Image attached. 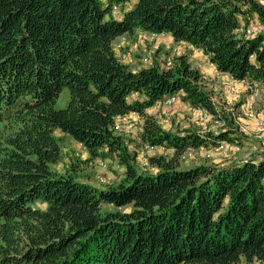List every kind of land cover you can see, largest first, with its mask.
Masks as SVG:
<instances>
[{"label":"trees","instance_id":"trees-1","mask_svg":"<svg viewBox=\"0 0 264 264\" xmlns=\"http://www.w3.org/2000/svg\"><path fill=\"white\" fill-rule=\"evenodd\" d=\"M253 16L264 24L257 0H0V264H264V155L180 166L188 148L237 144L232 130L165 129L147 108L174 95L231 119L185 55L133 69L112 46L136 29L165 33L263 87L264 33L236 31ZM129 112L143 116L145 144L173 150L150 158L153 171L113 128ZM56 129L89 157L115 158L123 176L97 187L55 170Z\"/></svg>","mask_w":264,"mask_h":264},{"label":"rangeland","instance_id":"rangeland-1","mask_svg":"<svg viewBox=\"0 0 264 264\" xmlns=\"http://www.w3.org/2000/svg\"><path fill=\"white\" fill-rule=\"evenodd\" d=\"M257 1L264 5V0ZM114 10L116 16L121 15L120 10ZM242 26H248L250 29H256L264 33V24L260 23L255 16L252 17L247 25ZM151 33L136 29L133 33H123L115 37L112 40V46L116 56L123 63H125L124 58H126L127 62L125 64H128L131 68L132 65L137 64L140 65V68L157 65L160 68L170 69L176 64L178 56L185 55L191 67L200 71L202 75L200 82L203 87L210 92V95L213 96L212 98L219 113L227 115L228 119H231V122L228 123L223 116H221L220 119H218L217 116L203 118L200 116V112H202L203 109L190 107L188 103L180 98H177L173 103L161 102V110L156 106V103L154 104L155 106L147 108L145 113H150V115L158 118V122H161L164 126L178 128L179 130L188 129L202 135L209 132L232 130V137H234L237 142V144H230L223 141L225 145L221 148H217L216 146L188 148L182 151L177 158L180 166L190 167L201 163L228 165L231 162L253 157L254 155H264V129L258 130L256 127V117L264 115V108L259 107L261 100L264 99V90L255 85V88L250 91L245 87L244 83H242L244 80H239V82H241L240 85H242L241 89L244 90L240 91L233 85V81L238 80H235L226 73L231 79V83L227 85L228 93L231 95H229V97H220V88L218 86L221 82L203 74L200 70L201 64L198 66L194 60H189L188 56H192L193 54L191 49L188 51L187 47H183L182 44L173 38H165V35H167L165 33H155L153 38L151 37ZM209 63L211 62L204 55L202 59V68L208 70ZM211 64L214 65L213 63ZM230 85L234 87L233 90L229 88ZM245 93H254L257 95V99L252 100L244 111L240 108L236 110L238 106L240 107L242 99L245 100L246 97L243 96ZM67 98L68 92L67 90H63L56 99L55 106L58 108L64 107ZM142 123V115L129 112L124 115L116 116L113 128L116 133L122 136L128 151L136 155L135 163L138 168L140 170L153 171L155 165H153L152 162L150 163V158L160 155L169 158L173 155V150L161 146L150 148L148 144H145L140 138ZM1 127L2 123H0V128ZM54 135L61 139L62 153L60 161L53 165L55 170L64 172L68 168H73L82 180L90 182L97 187L116 184L123 176V166L119 164L115 158H102L100 156L89 157L87 149L69 135L62 133L59 129L54 130ZM103 208L126 211L129 209V206L117 208L112 205H104ZM236 264L260 263L256 260L248 262L241 259Z\"/></svg>","mask_w":264,"mask_h":264},{"label":"crops","instance_id":"crops-1","mask_svg":"<svg viewBox=\"0 0 264 264\" xmlns=\"http://www.w3.org/2000/svg\"><path fill=\"white\" fill-rule=\"evenodd\" d=\"M166 37L165 38H172L170 35H165ZM177 42H179L180 44H182L183 45V47H187L188 48V51H189V49H191V51L193 52V54H192V56H188L189 57V60L190 61H193L194 60V62H196L197 63V65L199 66V64H201V72L203 73V74H205L206 76H210L211 78H213V79H216L217 81L219 80L221 83H220V85L218 86L219 88H220V92H219V96L220 97H222V96H226V97H229V95H231L230 93H228V89H227V85L229 84V83H231L230 81H231V79H230V77H229V75L228 74H226V73H222V72H220V71H218L216 68H215V66L214 65H212L211 63H209V69L208 70H205V69H203L202 68V59H203V57H204V54L200 51V50H198V49H196V48H193L190 44H188V43H185V42H183V41H177ZM189 53V52H188ZM124 62L126 63L127 62V60H126V58H124ZM132 65V64H131ZM140 65H137V64H134V65H132V68L133 69H138V68H140L139 67ZM234 83V86H236L240 91L242 90L241 89V87H242V85H240L241 84V82H239V81H233ZM242 91H244V90H242ZM243 96H245L246 98H245V100H243L242 99V103L240 104V107L238 106L237 107V109L236 110H238L239 108L241 109V110H243L244 111V109L245 108H247L248 107V105L250 104V102H252V100H256L257 99V95L256 94H254V93H248V94H244ZM211 97H213V96H211ZM178 98V97H177ZM212 100H213V98H212ZM214 101V100H213ZM215 103V102H214ZM216 105V104H215ZM153 106H155V105H153ZM156 106H158L159 108H160V110H161V106L162 105H160V102L159 103H157L156 104ZM174 106V105H173ZM259 107H263L264 108V99L263 100H261V102H260V104H259ZM163 110V109H162ZM150 114V113H149ZM158 119V118H157ZM159 121V120H158ZM160 124L162 125V123L160 122ZM165 129H171V130H173V131H180L178 128H170V127H167V126H164V125H162Z\"/></svg>","mask_w":264,"mask_h":264},{"label":"built area","instance_id":"built-area-1","mask_svg":"<svg viewBox=\"0 0 264 264\" xmlns=\"http://www.w3.org/2000/svg\"><path fill=\"white\" fill-rule=\"evenodd\" d=\"M114 9H116V7L114 6ZM237 32H239V33H244V34H246V35H253V34H257V33H260V31L259 30H254V29H250L248 26H240L238 29H237ZM155 33H151V37L153 38V35H154ZM242 83H244V85H245V87L247 88V89H249L250 91H252L254 88H255V83H251V82H249V81H247V80H244ZM234 85V84H233ZM229 88L231 89V90H233L234 89V87H232V85H230L229 86ZM263 90H264V86L263 87H261ZM176 99H177V96H171V97H168L165 101H164V103H173V102H175L176 101ZM200 116H202L203 118H207V117H212V116H215V115H213V114H211V113H209L208 111H206V110H202V112H200ZM250 116H252V115H250ZM254 116V115H253ZM256 127H257V129L258 130H262V129H264V115H261V116H257L256 117ZM224 142H220L216 147L218 148V147H224ZM150 148H153V147H155V146H151V145H148Z\"/></svg>","mask_w":264,"mask_h":264}]
</instances>
